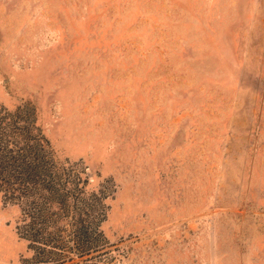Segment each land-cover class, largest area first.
Returning a JSON list of instances; mask_svg holds the SVG:
<instances>
[{
  "label": "rangeland",
  "instance_id": "obj_1",
  "mask_svg": "<svg viewBox=\"0 0 264 264\" xmlns=\"http://www.w3.org/2000/svg\"><path fill=\"white\" fill-rule=\"evenodd\" d=\"M0 128V264H264V0H0Z\"/></svg>",
  "mask_w": 264,
  "mask_h": 264
},
{
  "label": "crops",
  "instance_id": "obj_2",
  "mask_svg": "<svg viewBox=\"0 0 264 264\" xmlns=\"http://www.w3.org/2000/svg\"><path fill=\"white\" fill-rule=\"evenodd\" d=\"M9 237V240L11 242L12 238H13V234L12 232L9 230V228H4L3 232H0V253H2V251L4 250L5 247V237L6 236Z\"/></svg>",
  "mask_w": 264,
  "mask_h": 264
},
{
  "label": "trees",
  "instance_id": "obj_3",
  "mask_svg": "<svg viewBox=\"0 0 264 264\" xmlns=\"http://www.w3.org/2000/svg\"><path fill=\"white\" fill-rule=\"evenodd\" d=\"M0 131H1V128H0ZM4 142H5L4 137L2 135H0V150L4 147ZM47 251L49 254H51L49 250H47Z\"/></svg>",
  "mask_w": 264,
  "mask_h": 264
}]
</instances>
